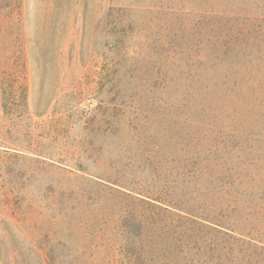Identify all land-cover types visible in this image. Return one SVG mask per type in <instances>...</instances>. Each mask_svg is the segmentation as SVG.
<instances>
[{
	"label": "rangeland",
	"instance_id": "obj_1",
	"mask_svg": "<svg viewBox=\"0 0 264 264\" xmlns=\"http://www.w3.org/2000/svg\"><path fill=\"white\" fill-rule=\"evenodd\" d=\"M221 14L222 33L230 28L233 37L241 38L232 69L237 85L230 89L231 81L222 95L212 96L223 110L196 111L189 104L178 110L180 71L166 44L173 41L179 53L195 44L204 54L210 32L204 24ZM165 65L174 79L167 92ZM218 77L224 79L222 69ZM23 83L40 147L53 159L46 164L37 161L46 157L33 154L6 159L12 181L27 193L19 203L28 212L24 221L12 214L11 185L0 171V254L9 255L12 264H36L43 252L39 246L59 236L68 244L56 253L79 259L93 250L88 264H117L121 239L115 223L104 229L95 219L85 230L81 220L68 234L70 219L59 215L67 191L89 190L80 175L128 177L126 185L143 188L147 175L141 173L150 168L171 172L172 165L186 160L178 158L188 154L181 149L190 140L204 142L212 149L209 157L221 162L208 185L237 197L232 217L241 231L264 240V0H0V113L5 86L13 92L19 126L27 123L20 102ZM166 94L170 111L164 110ZM194 95L203 97L204 91ZM189 113L200 123L174 126L176 115ZM9 117H4L7 123ZM142 123L146 128L160 124L163 131L138 139L132 128ZM70 151L79 159L62 162ZM218 170L228 172L224 179L214 176ZM57 229L61 232L55 235ZM237 255L222 260L249 264L251 250L241 247Z\"/></svg>",
	"mask_w": 264,
	"mask_h": 264
},
{
	"label": "trees",
	"instance_id": "obj_2",
	"mask_svg": "<svg viewBox=\"0 0 264 264\" xmlns=\"http://www.w3.org/2000/svg\"><path fill=\"white\" fill-rule=\"evenodd\" d=\"M211 17L213 18L210 21L206 20L208 23L204 24L210 31L207 41L208 50L204 54L194 47L195 44L185 45L181 53L175 49L173 41H168L166 44L165 51L171 54V58L176 63L175 66L180 71V78L176 84L179 93L181 92L176 103L178 110L186 107L187 104L197 109L196 111H214L216 108L223 110L218 102L211 99L212 96L217 98L222 95L228 89H225V85L231 81L233 82L230 89L237 85L235 75L237 72L232 69L237 62L241 38L233 37L234 34L230 33V28L225 29L227 34L222 33L220 19L224 17V14L211 15ZM243 43L247 44L245 41ZM232 51L233 54L228 55ZM165 66V91L167 92L174 79L169 76L171 67ZM220 69L224 71V79L218 77ZM23 84L20 102L24 106V114L27 117V123L23 126H19L15 119L13 105L15 102L11 88L8 90L5 86L3 87L4 103L0 113V171L3 179L11 185L12 195L8 203L12 214L24 221L29 218L28 212L19 203L28 198L27 193L23 185L19 187L12 181L10 177L12 169L8 167L9 162L6 159L33 154L46 157L37 160L46 164L53 157L50 151L40 147L41 142L36 135L37 128L28 109V85ZM200 90L204 91L203 97H195L194 93ZM166 95L164 104H167L164 110L170 111L168 109L171 104L168 100L170 95ZM152 111L154 110L149 112L153 114ZM42 114L38 113V115ZM141 114L139 113L138 116L140 117ZM7 115H10L8 123L4 118ZM191 116L192 113H189L187 117L176 115L174 126L188 125L190 121L200 123ZM148 117L145 115L142 120L146 121ZM144 125L142 123L132 128L134 136L138 139L157 137L156 135L163 131L160 124L148 126L149 128ZM14 134H18L19 137L12 138ZM188 142L183 144L181 150L188 154L192 151L190 157L188 154H180L178 160H186L170 167L169 171H175L173 174L168 172L167 168H164L165 171L160 170V173L156 168H150L148 173H141L147 175L145 180H141L143 183H148L143 188L126 185L128 179H124L128 177L80 175L90 186V188L86 186L89 190H83L79 195H75L74 190L69 189L64 211L59 212L63 218L70 219L68 234L80 226L81 220L84 222L85 230L95 219L100 221L104 229L109 223H115L121 239L119 255L116 257L117 264H226L222 257H229L236 253L239 255L241 247H246L247 250H251V255L254 254L253 258L248 255L249 264H257L258 261L264 263V240L251 237L249 233H244L246 232L244 230L241 231L237 223L238 219L232 217L238 208L237 197L230 196L231 193L224 189L213 191V188L208 185L211 182L209 177L212 170L216 167L220 168L221 162L209 157L212 149L206 147L204 142L199 140ZM187 144L190 145L184 149ZM160 145L157 146L162 148ZM163 146L169 147L165 144ZM167 151L171 153L169 148ZM75 155L76 151H70V157L62 159V162L66 160L74 162L79 159L75 158ZM149 157L152 155L146 159ZM158 163L162 164L161 159ZM210 166L212 168L209 170ZM78 167L81 168V165ZM68 172L76 175V172L71 169ZM225 173L228 172L218 170L214 176L224 179ZM60 232L57 229L55 235ZM86 238L83 241L85 244ZM67 244L66 239L64 240L61 236L52 237L47 244L39 246L43 252L36 255V264H88L90 258L94 256L93 250L83 253L79 259L70 252L56 253L59 245L63 248ZM255 257L256 259L260 257L261 260H254ZM0 262V264H12L9 255L0 254Z\"/></svg>",
	"mask_w": 264,
	"mask_h": 264
}]
</instances>
